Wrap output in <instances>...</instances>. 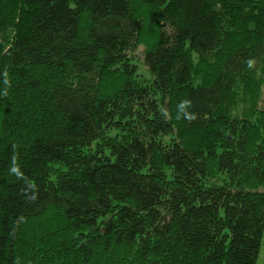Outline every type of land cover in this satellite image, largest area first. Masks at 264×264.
<instances>
[{"label": "trees", "instance_id": "16d2710c", "mask_svg": "<svg viewBox=\"0 0 264 264\" xmlns=\"http://www.w3.org/2000/svg\"><path fill=\"white\" fill-rule=\"evenodd\" d=\"M263 228L264 0H0V264H255Z\"/></svg>", "mask_w": 264, "mask_h": 264}, {"label": "rangeland", "instance_id": "374dc122", "mask_svg": "<svg viewBox=\"0 0 264 264\" xmlns=\"http://www.w3.org/2000/svg\"><path fill=\"white\" fill-rule=\"evenodd\" d=\"M141 53H142V48L139 47L136 51H135V55L137 57L138 60H141ZM137 63L139 64V62L137 61ZM139 71L140 72H144L145 73V68L143 67V65H141V63L139 64ZM263 235H262V240H261V248H260V253H259V257L256 260L255 264H264V228H263Z\"/></svg>", "mask_w": 264, "mask_h": 264}, {"label": "crops", "instance_id": "0c3cea01", "mask_svg": "<svg viewBox=\"0 0 264 264\" xmlns=\"http://www.w3.org/2000/svg\"><path fill=\"white\" fill-rule=\"evenodd\" d=\"M259 253H260V251H259ZM259 253H258V255H259ZM258 255H257V256H258ZM258 257H259V256H258Z\"/></svg>", "mask_w": 264, "mask_h": 264}]
</instances>
